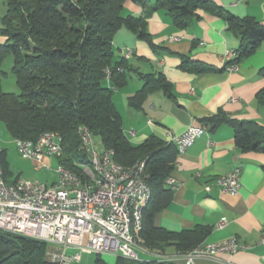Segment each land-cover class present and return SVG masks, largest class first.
Here are the masks:
<instances>
[{
	"label": "trees",
	"instance_id": "16d2710c",
	"mask_svg": "<svg viewBox=\"0 0 264 264\" xmlns=\"http://www.w3.org/2000/svg\"><path fill=\"white\" fill-rule=\"evenodd\" d=\"M126 1L6 0L8 9L0 24V35L7 37L0 44V123L5 124L12 137L26 139H34L47 130L58 131L63 138V149L56 156L57 162L72 169H76L77 161L88 160L79 133L84 126L99 137L105 149L114 151L119 163L132 165L145 160L151 198L143 212V228L139 235L146 246L154 248L161 241L168 242L176 237L154 227L153 216L172 199L173 190L166 179L175 167L179 149L176 143L157 135L133 145L124 133L122 115L113 94L125 85L128 65L125 58L116 59L114 36L121 27H126L154 45L144 15L122 14ZM133 1L150 6L154 11L167 9L179 27L187 26L198 8L224 16L228 29L241 39L235 56L224 65L226 67L240 63L264 41V23L251 16H237L213 0ZM8 54L13 56L12 71L20 93L7 92L2 87L5 74L2 62ZM182 66L196 73L217 69L189 59H184ZM260 73L264 76V66ZM143 78L144 86L130 98L133 106H139V99L157 88L171 94V84L163 76L149 73ZM259 95H264V89ZM201 120L211 130L222 123L230 124L242 150H264V127L257 122L231 118L222 110ZM6 151L2 152L1 161L5 176L10 180ZM0 234L9 236L0 235V264H55L45 258V242L2 230ZM181 240L183 243V236ZM192 244V241L184 244L185 249ZM95 264L109 263L96 254ZM115 264L179 263L118 256Z\"/></svg>",
	"mask_w": 264,
	"mask_h": 264
},
{
	"label": "crops",
	"instance_id": "0c3cea01",
	"mask_svg": "<svg viewBox=\"0 0 264 264\" xmlns=\"http://www.w3.org/2000/svg\"><path fill=\"white\" fill-rule=\"evenodd\" d=\"M213 1L237 16H251L264 23V0ZM7 9L6 0H0V24ZM122 14L144 15L154 43L126 27H121L113 39L116 59L125 58L128 65L125 85L113 94L128 140L139 145L151 135L168 140V130L181 134L191 125L205 129L184 152L179 151L171 173L177 184L172 199L153 216L154 227L176 237L154 248L144 241L150 252H142V258L187 252L201 244L235 238L245 246L214 257H196L190 264H264V150H242L230 124L222 123L211 130L201 120L222 110L231 118L251 120L264 127V95H259L264 89L260 73L264 41L256 52L236 64V69L228 70L224 65L235 56L241 39L228 29L224 16L198 8L189 24L179 27L167 9L154 11L133 0L125 2ZM172 36L179 39L172 40ZM6 40L0 35V44ZM128 48L131 53L126 56ZM227 51H232L230 57ZM184 59L217 69L196 73L182 66ZM149 73L163 76L171 84V94L163 88L151 90L135 107L130 98L142 89L143 75ZM237 166L241 168L242 186L232 194L217 180ZM221 219L226 224L218 227ZM191 241L192 246L185 249L184 244ZM117 257L108 263L115 264Z\"/></svg>",
	"mask_w": 264,
	"mask_h": 264
},
{
	"label": "built area",
	"instance_id": "2783aa9c",
	"mask_svg": "<svg viewBox=\"0 0 264 264\" xmlns=\"http://www.w3.org/2000/svg\"><path fill=\"white\" fill-rule=\"evenodd\" d=\"M130 53L128 48L126 56ZM231 55L232 51L226 52V56ZM226 68L234 70L237 65ZM204 132L202 126L191 125L181 134L168 130L166 136L184 152ZM79 133L88 160L77 161L76 169L58 164V180L48 182L7 179L1 161L5 147L0 131V230L45 242V256L55 264H79L83 251L144 260L141 253L150 252L139 235L143 212L151 198L146 161L123 165L116 161L112 149H99L87 127H81ZM62 141V135L55 130L44 131L34 139L13 137L23 158L33 160L37 168L47 169L51 168L48 159L62 152ZM217 181L224 191L238 193L242 186L241 168H233ZM166 183L171 189L177 185L172 176ZM225 224L226 220L221 219L218 227ZM261 241L264 242V235ZM244 246L233 238L201 244L187 252L156 253L154 259L190 264L196 257H214Z\"/></svg>",
	"mask_w": 264,
	"mask_h": 264
},
{
	"label": "rangeland",
	"instance_id": "374dc122",
	"mask_svg": "<svg viewBox=\"0 0 264 264\" xmlns=\"http://www.w3.org/2000/svg\"><path fill=\"white\" fill-rule=\"evenodd\" d=\"M12 66H13V56L11 54H8L2 62V70L5 72V74L2 75V87L3 90L7 92L20 93V88L17 84L16 75L12 71ZM0 131H1V138L3 140L2 145L7 150L6 151L7 170L11 179H16V178L23 180L39 179L48 182H53L58 180L59 174L57 172L58 162L56 156L50 157L51 168L49 169L45 167L37 168L33 160L25 159L19 154L15 144L13 143V137L8 133L6 126L3 122L0 123ZM94 138L97 144L99 145V149L103 147L101 146L99 137L94 135ZM70 252H72V250H70ZM141 256H143L142 253ZM103 257L107 262L111 263L114 262L116 256L110 254H104ZM95 260H96V253L90 251H83L82 259L79 264H95Z\"/></svg>",
	"mask_w": 264,
	"mask_h": 264
},
{
	"label": "water",
	"instance_id": "95a60500",
	"mask_svg": "<svg viewBox=\"0 0 264 264\" xmlns=\"http://www.w3.org/2000/svg\"><path fill=\"white\" fill-rule=\"evenodd\" d=\"M1 236H3V237H5V238H9V236H6V235H4V234H0ZM10 239H12V238H10ZM14 240V239H13Z\"/></svg>",
	"mask_w": 264,
	"mask_h": 264
}]
</instances>
